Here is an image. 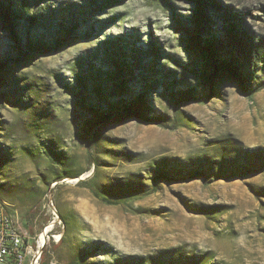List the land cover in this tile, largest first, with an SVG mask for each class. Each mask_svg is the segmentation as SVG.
Segmentation results:
<instances>
[{"label": "rangeland", "instance_id": "obj_1", "mask_svg": "<svg viewBox=\"0 0 264 264\" xmlns=\"http://www.w3.org/2000/svg\"><path fill=\"white\" fill-rule=\"evenodd\" d=\"M37 1L80 11L69 35L49 22L10 29L0 16V197L29 235L46 232L41 262L264 264V62L249 84L233 66L206 62L177 22L194 30L193 0H169L174 12L163 0H116L106 10L101 0ZM223 2L264 37V0ZM124 34H137L131 41L150 65L135 68L122 95L128 101L142 90L140 73L149 75L136 109L143 118L118 108L119 71L102 82L117 102L104 118L84 87H96L92 66L111 68L98 48ZM29 35L51 44L30 49ZM60 168L69 176L55 180ZM91 177L112 197L145 194L104 205L80 183Z\"/></svg>", "mask_w": 264, "mask_h": 264}, {"label": "trees", "instance_id": "obj_2", "mask_svg": "<svg viewBox=\"0 0 264 264\" xmlns=\"http://www.w3.org/2000/svg\"><path fill=\"white\" fill-rule=\"evenodd\" d=\"M163 1L170 8L171 12H174V5L170 1ZM193 2L194 7L189 19L193 23L194 30L189 31L184 29V21L181 19L177 20L178 24H180V27L189 34L187 41L205 49L207 58L212 62H217L223 66H233L231 68L237 72L245 84H249L253 78L252 74L255 72H253V67L255 68L257 64L261 63L262 61L264 62V37H256L253 35L252 30H250V28L244 22L242 14H238V9L232 8L229 4L223 2V0H193ZM100 3L102 5H100L99 8L106 10L111 8L116 3V0H101ZM37 6L38 9H35ZM53 11L54 10H51L49 6L47 7V5L45 7H39V1L37 0H0V16L10 29H12L18 22L24 23L25 21L27 29L49 22L50 24H58L59 26L57 30L61 28V30L64 31L66 35H69L79 25V23L77 24L76 19L73 18L80 14L78 9H61L60 11ZM83 11H85V9L81 10V12ZM131 38L137 39V34L118 35L113 39L107 40V45L104 44V46L98 48L99 52L97 54H106L108 55L109 60H112L111 68L102 67L100 65L92 66L90 74H92L93 78L97 79L95 82L96 87H94L93 91H89L88 87H84V95L90 96L92 93L97 98V100H100L98 102L100 106L102 104L100 102L102 100H106L107 104L105 105V112H103L104 109L101 111L99 110L100 106L95 107L92 105L91 101H88V106L91 109H95L97 115H102L104 118L108 115V111L116 110L114 103L116 101L112 100L110 96L108 97L107 91L109 89H107V87H103L102 82H104V79L106 78V81L112 80L113 74H116V71H119L121 76V78L119 77L118 81L117 97L120 99V107L118 108L130 115L143 118L139 113H137L136 109L140 105H146L144 96L147 89L149 88L148 83H151L149 75L144 76L145 74L140 73L143 78V86H141V91L133 94V97L128 99V101H126V99L122 96L124 92H128V89L131 88L126 87L127 78H138V76L135 74V68L137 66H142L143 68L150 66L145 63V61H143L142 52L144 49L142 47L136 46L135 43L131 41ZM44 39L45 38L42 37V35L38 38H34L29 35L27 47L30 49L35 46L47 48L51 43ZM149 45L151 46L150 48L153 56L158 57L160 55L158 47L153 42H149ZM206 66L207 65H205V67ZM243 71L244 73L241 74ZM78 77L80 78V76ZM80 80L81 79H79V81ZM187 89H189V92L192 90L190 88ZM253 89H258V87ZM86 91L88 93H86ZM74 93L78 94L80 98L83 96L82 93ZM185 94L188 93H181L178 95V98H187ZM25 101L26 100L24 99H20L21 103H24ZM84 101L85 99L83 98L82 102ZM156 122L163 126L161 122ZM94 146H90V149L95 150ZM87 158L89 165H93L96 161L95 157L90 151L87 153ZM60 172L62 176H56L55 180H60L69 176V173L65 168H60ZM161 172L162 171H159L156 173L157 175H155L161 176ZM80 183L84 184L99 202L109 206L126 204L129 200L137 199L145 194L140 193L138 195H132L128 192L117 197H112L98 187L93 177L82 180ZM210 208L211 207L204 206L203 208L199 209L198 212L201 214H208L210 212L208 209ZM61 218L64 228L65 226L67 228L69 220L65 217ZM22 224L24 227L27 226L26 222ZM61 238L62 236L60 237V240ZM210 258V256H193V262L189 264H211L208 263ZM44 262H41V264H45ZM71 264L89 263H84L78 260L72 261Z\"/></svg>", "mask_w": 264, "mask_h": 264}, {"label": "built area", "instance_id": "obj_3", "mask_svg": "<svg viewBox=\"0 0 264 264\" xmlns=\"http://www.w3.org/2000/svg\"><path fill=\"white\" fill-rule=\"evenodd\" d=\"M44 234L29 235L0 197V264H41Z\"/></svg>", "mask_w": 264, "mask_h": 264}, {"label": "water", "instance_id": "obj_4", "mask_svg": "<svg viewBox=\"0 0 264 264\" xmlns=\"http://www.w3.org/2000/svg\"><path fill=\"white\" fill-rule=\"evenodd\" d=\"M203 58L208 63H211L212 62L210 59L207 58V54L206 53H205V55H203Z\"/></svg>", "mask_w": 264, "mask_h": 264}, {"label": "bare ground", "instance_id": "obj_5", "mask_svg": "<svg viewBox=\"0 0 264 264\" xmlns=\"http://www.w3.org/2000/svg\"><path fill=\"white\" fill-rule=\"evenodd\" d=\"M47 229V228H46Z\"/></svg>", "mask_w": 264, "mask_h": 264}]
</instances>
